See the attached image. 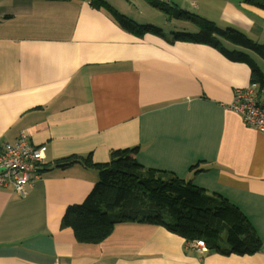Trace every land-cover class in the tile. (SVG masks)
<instances>
[{
  "label": "crops",
  "instance_id": "0c3cea01",
  "mask_svg": "<svg viewBox=\"0 0 264 264\" xmlns=\"http://www.w3.org/2000/svg\"><path fill=\"white\" fill-rule=\"evenodd\" d=\"M95 1L0 0V154L21 130L47 145L41 176L25 195L0 188V264H264V132L232 108L235 89L252 83L250 66L211 45L177 40L187 31L162 29L164 12L149 0L105 1L161 34L129 32ZM162 1L264 42V9L244 0ZM135 147L142 165L239 207L260 251L188 247L165 226L143 221L117 223L99 243L78 241L62 220L100 173L57 162L91 155L107 163L111 151Z\"/></svg>",
  "mask_w": 264,
  "mask_h": 264
},
{
  "label": "trees",
  "instance_id": "16d2710c",
  "mask_svg": "<svg viewBox=\"0 0 264 264\" xmlns=\"http://www.w3.org/2000/svg\"><path fill=\"white\" fill-rule=\"evenodd\" d=\"M244 1L264 9V0ZM149 2L169 19L190 20L199 27L196 32L175 33L177 40L208 44L232 61L247 63L252 82L259 84L257 91L264 99V73L247 52L264 57V44L237 28L220 27L212 20L162 0ZM95 4L107 9L122 28L138 36L162 32L154 25L137 23L105 0H96ZM223 40L244 50L229 49ZM137 149L113 150L107 163H95L91 155L69 156L57 162L59 167L82 162L100 173L99 181L85 200L70 205L62 220V226L71 227L78 241L99 243L110 236L117 223L143 221L163 225L187 242L204 240L209 249L220 248L223 254L247 255L260 251L261 238L239 207L172 171L142 165L136 157Z\"/></svg>",
  "mask_w": 264,
  "mask_h": 264
},
{
  "label": "built area",
  "instance_id": "2783aa9c",
  "mask_svg": "<svg viewBox=\"0 0 264 264\" xmlns=\"http://www.w3.org/2000/svg\"><path fill=\"white\" fill-rule=\"evenodd\" d=\"M258 86L253 83L247 88H237L232 107L249 127L264 132V99L256 90ZM31 137L30 132L21 130L13 143L5 145L0 154V188L12 185L18 193L25 195L28 184L40 178L41 165L46 162L47 145L32 144ZM187 246L206 249L202 240L188 242Z\"/></svg>",
  "mask_w": 264,
  "mask_h": 264
},
{
  "label": "rangeland",
  "instance_id": "374dc122",
  "mask_svg": "<svg viewBox=\"0 0 264 264\" xmlns=\"http://www.w3.org/2000/svg\"><path fill=\"white\" fill-rule=\"evenodd\" d=\"M160 14V13H159ZM163 16H164V18H165V21L168 23V25L169 26H163V27H161L162 29H164L166 32H168L169 33V31H177V30H182V29H184V30H186L187 32H191V31H198L197 29L199 28H197V25H195L193 22H187V25H185V27H184V25H183V21H180L179 19H169V16L168 15H166L165 13H161ZM137 21V20H136ZM147 21H149V20H147ZM138 22V21H137ZM138 23H140V22H138ZM143 24H146V23H143ZM151 25H154V24H151ZM156 26V25H155ZM223 43L225 44V46H227L229 49L230 48H232L233 46H236V47H238V48H240V49H242L241 48V46H238V45H235V44H231L230 42H228V41H225V40H223ZM261 44H264V42H260ZM233 49V48H232ZM242 50H244V49H242ZM247 52H249V51H247ZM257 61V63H258V65H259V67H260V69H261V71H264V63L263 62H261V60L259 61L258 59L256 60ZM253 83H256V82H252L251 83V85L253 84ZM258 84V83H257ZM250 85V86H251ZM259 85V84H258ZM247 88V87H246ZM237 89V88H236ZM235 89V90H236ZM258 90V89H257ZM235 92V91H234ZM233 108V107H232ZM234 109V108H233ZM188 243V242H187ZM56 264H60V263H56Z\"/></svg>",
  "mask_w": 264,
  "mask_h": 264
},
{
  "label": "bare ground",
  "instance_id": "6f19581e",
  "mask_svg": "<svg viewBox=\"0 0 264 264\" xmlns=\"http://www.w3.org/2000/svg\"><path fill=\"white\" fill-rule=\"evenodd\" d=\"M92 1H89V3H91ZM199 241V240H198ZM203 242H204V244H205V248L206 249H203V248H201L200 250H208L209 249V247H208V245L206 244V242L204 241V240H202Z\"/></svg>",
  "mask_w": 264,
  "mask_h": 264
}]
</instances>
